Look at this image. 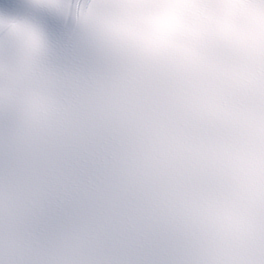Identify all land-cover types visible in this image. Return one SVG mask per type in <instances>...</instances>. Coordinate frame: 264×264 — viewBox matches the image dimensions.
Here are the masks:
<instances>
[{"label":"snow or ice","instance_id":"obj_1","mask_svg":"<svg viewBox=\"0 0 264 264\" xmlns=\"http://www.w3.org/2000/svg\"><path fill=\"white\" fill-rule=\"evenodd\" d=\"M0 264H264V0H0Z\"/></svg>","mask_w":264,"mask_h":264}]
</instances>
